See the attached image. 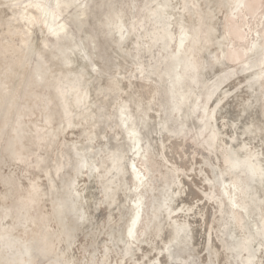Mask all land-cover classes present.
Masks as SVG:
<instances>
[{
    "label": "rangeland",
    "instance_id": "1",
    "mask_svg": "<svg viewBox=\"0 0 264 264\" xmlns=\"http://www.w3.org/2000/svg\"><path fill=\"white\" fill-rule=\"evenodd\" d=\"M207 1L180 0L173 16L166 8L168 0H0V125H5L0 128V264H64L62 253L68 247L75 254L73 264H208L204 256L209 254L211 258L217 249L229 258L225 263L214 264H250L242 257L245 245L233 249L228 233L236 213L243 216L248 230L257 222L261 224L260 217L244 215L243 202L251 206L253 202L251 198L242 199L243 182L214 173L213 165L227 154V140L218 139L216 147L211 131L217 124L222 125L231 110L242 112L248 104L254 107L255 116L264 118V0H244L242 5L239 0H216V14L200 27V43L190 32L184 45L179 46V36L185 29L177 16L181 5L188 6L191 31L197 14L207 12ZM54 13L58 26L65 25L56 32L50 27ZM33 15H38L33 18L35 21L31 19ZM162 33L168 42L165 57L159 55V45L154 46L155 37ZM125 34L127 39L123 41ZM93 38H97L96 46ZM254 42L258 43L257 50L250 52ZM74 44L90 52L85 61L76 49L83 65L74 66L84 68L93 79L92 91L81 103L73 128L59 129L60 115L64 113L61 99L72 81L60 72L51 81L49 66L56 64L57 54L74 57ZM224 49L228 65L219 69ZM151 66H155L158 75H150ZM87 86L82 87L83 92ZM176 94L179 96L172 107ZM123 103L131 105L138 130L142 116L146 124L154 127V134L128 138L127 128L120 126L122 120L119 121ZM185 104L192 107L187 115L182 110ZM202 106L212 116L210 125L202 128L198 136L195 126L186 125L200 115L202 110L196 109ZM77 125L79 130L75 129ZM55 127L59 130L53 133ZM75 130L81 132L76 134ZM79 134L83 136L77 151H73ZM224 134L228 135L225 131ZM210 143V155L205 154ZM251 148L255 159L262 147L253 143ZM109 149L123 153L121 161H113L110 167L106 160ZM133 161L145 174L141 181L131 167ZM93 168H97L96 176ZM239 174L246 176L243 171ZM49 176L58 180L56 185L48 180ZM79 177V186H85L87 191L81 204L83 210L94 208L101 228L92 237L87 232L74 231L80 220L74 215L72 196L63 204L67 205L65 219L71 240L52 248L56 238L48 231L54 232L58 224L53 221L49 230L46 213L51 210L50 198L54 199L60 189L67 194L75 191ZM178 183L183 205L195 207L188 213L175 210L170 217V222L177 220L187 225L178 235L183 248L160 245L161 240L172 238L171 233H163L162 228L152 230L165 224L158 217L155 204L162 205L163 191L172 184L178 189ZM110 184L112 189H106ZM114 187L121 191L117 211L106 203L108 195L114 194ZM37 198L43 200L38 202ZM215 206L219 207L217 211L211 209ZM26 209L32 218L23 215ZM139 209L135 237L127 238L129 225ZM206 225L204 246L198 250L191 240H195L196 229ZM113 231L122 235L125 246L132 249L128 259L123 257L119 234ZM25 242L31 246L28 255L22 254ZM155 244L159 245V252L153 251ZM106 248H110L107 259ZM191 248L197 252L190 253ZM251 249L256 251L255 247ZM237 255L241 260L235 258Z\"/></svg>",
    "mask_w": 264,
    "mask_h": 264
},
{
    "label": "bare ground",
    "instance_id": "2",
    "mask_svg": "<svg viewBox=\"0 0 264 264\" xmlns=\"http://www.w3.org/2000/svg\"><path fill=\"white\" fill-rule=\"evenodd\" d=\"M1 1L3 2V0H1ZM215 2H216V0H208L207 1V3H208L207 4V6H208L207 12H205V13L199 12L197 14L198 15L197 19L194 20L193 27H192L191 31L188 28L189 27L188 26V22L190 20L189 19V14H188L189 12L187 11L188 6L186 5V7H185V6L181 5L177 16H178V18L180 20V23H181L182 27H184L185 29H184V32H182L180 34V36H179V39H178L179 46H183L184 45V42L189 38L190 32L191 33L193 32V34L196 37L201 35V34H199L200 30H201L200 27L203 26V24L205 23V20L207 18L208 19L212 18V14L213 13L216 14L214 12V9H215L214 3ZM243 3H244V0H239L238 4L242 5ZM177 4H180V0H168L166 8H167V10L170 13L173 14V16L175 15V9L177 7L176 6ZM239 5H238V7H239ZM35 16H38V15H35ZM35 16L31 18L34 21H35V19H33V18H35ZM52 16H53V19H52V21L50 23V27L52 28V30H54V32H56L60 28H65V25H59L58 26V24L55 21L56 18H57V15L55 13ZM38 20H39V18H38ZM38 23H39V21H38ZM48 25H49V23H48ZM45 28H47V27H45ZM216 29L217 28L214 27L213 31L217 35ZM42 30H44V29H42ZM38 37H41V35H38ZM122 39H123V41H126V39H127L126 34L123 36ZM200 39H201V37H198V43H200V41H199ZM75 44L73 45L74 47L72 49L73 50V55L72 56H74V54H75L74 57H71V56L69 57V55H70L69 53L68 54H60V55L57 54L56 57H55L56 58L55 59V61H56L55 63L56 64L54 66H49V71L51 73V78H53L51 81L54 80V77H55L56 73H58V72L66 73V75H67L66 77H68L72 81V84L69 85V87L67 88L68 92L66 94H64V97L61 99L60 107L62 108V106H63L64 113L63 112H62L63 114L60 113L61 114L60 116L62 117V125L60 123L61 126H60L59 129L73 128L74 119H77V117L79 119L78 115L80 114L79 109L81 108L80 107L81 103L85 99H88L90 97V92L92 91L93 79H91V78H89L87 76V73L84 72V68H77V67L74 66L77 63H79V66L83 65L77 59L78 55L76 54V49H79L81 51L80 54L83 57V60H85V61L90 58V52L88 50H86V47H85V50H83L82 48H78V46H76L77 44L76 45ZM93 44H94V46L97 45V38H93ZM157 45H159V47H160L159 50H158L159 55L162 56V57H165L166 53H167V50H168L167 36L165 34L162 33L160 36L155 37L154 46L156 47ZM257 47H258V43L254 42V45L250 49V52H254L255 50H257ZM222 51H223V54H222L223 56H222V59L219 62V65H218L219 69L220 68H224V66L228 65L227 49H224ZM42 56H44V55L42 54ZM73 66H74V68H72ZM95 68H98V67H95ZM165 72H167V71H165ZM149 73H150L151 76H154V74L155 75L159 74V72L157 70H155V66H151ZM86 85H88L87 86L88 89H86L87 88L86 87L85 90H87V91L83 92L82 90H84V89H82V87L86 86ZM183 93L184 92H182L181 94H183ZM178 96H179L178 94L174 95L173 100H172L173 101L172 107L175 106V102L177 101ZM95 104L96 103L93 100L92 107H94ZM212 104H214V103H212ZM5 109H6V107H5ZM119 109H120L119 110V112H120L119 113V121L122 120V122L120 121V123H121L120 126H122L123 128H127L128 138L130 137V139H133L136 136V134H141L142 135L141 137L150 136V135L154 134V131H155L154 127L151 126V125L146 124L144 122V119H143L144 117H142V116H140V120L142 121L140 126H139L140 130H138V128L135 126V122H134L135 121V116L133 115V113L131 111V105H129L128 103H125V104L123 103V105H120ZM182 110H183V114L187 115V114H189L192 111V107L189 104H187V105L185 104L184 105V109H182ZM196 110H197V112H198V110H202V111H200V115L195 118L194 122L190 121V123H187L188 125H186V127H194L195 126L197 128L196 134L199 136V135L202 134V131H203L202 128L207 127V126L210 125L209 121H210V118H211L212 115L210 113H207L206 106H202L200 109L197 107ZM253 110H254V107H251L250 104L246 105L244 111H242V112L231 110L227 114L226 119L223 120L224 122L222 123V125L221 124H217L216 125L217 127H215L211 131V140H212V143H214L216 145V147H219V144L216 142V141H218V139L220 140V142H223L222 141L223 138H225L227 140L226 141V143H227L226 144L227 145L226 146L227 147L226 153L227 154L220 161H216L215 165H213V169H214V173L216 175H218V176L226 177L227 179L236 178L238 182H240V183L243 182V184H242V192H243L242 197L243 198L242 199L246 200V198H251V200L253 202L252 206L251 205H246L243 202L242 206L244 208V215H246L247 217H253L254 214H257L260 217L261 224L258 225V222H257L255 224V226H253L250 230H248L245 227L244 219L242 218L243 216L241 215L242 216L241 217V216H239V213H236L233 216L232 222L230 224V230H229V233H228L229 245L235 250L236 249L238 250L241 245H245L246 249H245V252L242 255V257L245 260H247V262H249L250 264H264V211L262 210L264 208L263 207V205H264V160L260 161L262 156H264V118H262L260 115L255 116ZM139 115H141V114H139ZM94 116H96V114H94ZM216 117H217V114H216ZM80 120H82V119L80 118ZM51 121H52V119H49L48 123L49 122L51 123ZM75 121H78V120H75ZM1 124L2 125H0V128H2V126H5L3 123H1ZM81 124L83 125V123H81ZM51 128H52V126H51ZM55 128L52 129L53 133H55L57 130H59V129H57V128L55 129ZM75 129L79 130L80 128L77 125ZM81 129L83 130L82 127H81ZM224 131L227 132V134H228L227 136H225V134L223 135ZM24 132H25V130H24ZM77 132L78 131H76V134H78L81 131H79L78 133ZM80 134L77 136V138L73 142V147H72L73 151H77V149H78V145H79L78 142H80V140H81V138L83 136V135H80ZM120 136H122V135H121V131H120V128H119L117 130V137L120 139ZM212 143L208 144V146L206 147L205 154H209L210 155V152H211L210 148L213 147ZM253 143H257V146L262 147L255 154V159H252V154H254V153L251 152L252 151L251 146H252ZM157 146H159V145H157ZM114 150L115 149H109V151H108L109 154L106 157V160H108V163H107L108 167H110L112 165L113 161H114V164H116L119 161H121V159L123 157L122 151L119 150L118 153H115ZM80 156H81V154H80ZM86 159H88V158L85 157V159H84L85 162H84V165H83V167H85V168L87 167ZM131 167L134 168V173L136 175V178L139 181H141L142 178L145 176V174L142 175L141 171L137 168V166H136L134 161L132 162ZM240 171L245 172L246 176L242 177L239 174ZM92 172H93V175L96 176L98 174L97 168H93ZM61 179H63V178H61ZM80 179H81V177H79L78 180H77V186L75 188V191L73 189V191L70 192V194H67V193H64V189L63 190L60 189L58 192L54 193V199L50 198V200L52 202L51 210L48 209L49 211H48V213H46L47 216H48L46 218L49 220V224H48L49 225L48 226L49 230L52 228V226L54 224L53 221L56 220L57 224H58V228L54 232H52L51 230L48 231V234H52V236L54 235V237L56 238L55 239L56 242L54 241V243L52 244V248H56L57 246H61L63 243L66 244L69 240H71L70 239V230H69L70 226H69V223L65 219V216H66L65 207L67 205L65 206L63 204L64 203L66 204L67 200H69V198L72 197V196H74V198H75V203H74V206H73L74 207V215H76L77 219L80 220V221H78V224H77L76 228H74V231H76V232H78V231L87 232L89 234L88 236L92 237L91 234L93 232H98L99 229L101 228V226H100V224H99V222H98V220L96 218V216H97L96 213L97 212L93 211L94 208H92L91 210H88V211L87 210L86 211L83 210V206L81 204H82V201L84 200V198L86 196L87 191L85 192V186H84V188H81L79 186ZM48 180L50 182H52V184H55V185L58 182L57 179L52 178L51 176L48 177ZM81 181H84V180H81ZM188 184H192V183H188ZM178 185H179L180 189L179 188L177 189L176 186L173 185V184L170 187L166 188L163 191V202H162V205L155 204V209H156V211L158 213L157 215H158L159 218L164 220L165 224L163 225V227H159L158 226V227H155L152 230L156 231L159 228H162L163 233L164 232H167V234L171 233V237H172L169 240H161L162 242L160 243V245H162V246L163 245L164 246H169V245L171 246V244L182 245V242L180 241V239H179L180 237L178 235H179L180 232L185 230L187 225L185 223H180L177 220L170 222V217L173 214V212H175V210L176 211L185 210V212L188 213L189 211L195 209V207H193V206L183 205V203L181 202V191H180L181 190V184L178 183ZM86 187H87V185H86ZM112 187L113 186L110 184V186L107 187L106 189H108V188L112 189ZM190 187H191V185H190ZM114 190H115V192H114L113 195L112 194L108 195L106 203H107L108 206L116 207L114 209L117 211L118 205H119L118 201H120V199H121V191H120V188H117V187L116 188L114 187ZM40 197H42V195H40ZM97 199L98 198H96V200ZM40 200H43V199L37 198L38 202ZM58 201H60L61 203H58ZM56 203H58V204H56ZM138 206H139V208H141V204H139ZM211 209L217 211L219 209V207L215 206V207H213ZM260 210H262V214H260L261 213ZM25 211H26V213L23 212V215H25L26 217L29 216V213H28L27 209ZM101 211H102V209H101ZM106 213H108V212H106ZM99 214H100V211H99ZM140 216H141V209H139L135 213V215H134V217H133V219H132V221H131V223L129 225L128 233H127L126 237L127 236L135 237L136 229H137V226H138V223H139V220H140ZM30 218H32V217H30ZM32 221L35 222L36 220H32ZM112 222H113V224L115 226L116 225V221L113 219ZM208 222H209V220H208ZM207 228H208V226L206 225L205 227L204 226H200V227H198L196 229V231H195V240L194 239L191 240V244H193L195 246L194 248H196V249L198 248V250L203 248V246H204L203 241H205V237L207 236L206 235V229ZM199 229H202L201 230V232H202L201 234H199L200 232L198 233ZM14 233L16 234V232H14ZM117 233L118 232L113 231V234H117ZM110 234L111 233H109L108 236H110ZM118 234H117V236H118ZM17 235H18V237H21L22 239L24 237L20 233H17ZM193 238H194V233H193ZM117 240H118V242L120 244H122L124 246V254H123L124 256L123 257L127 258L128 256H130L133 253V251H132V249L130 247L125 246L126 245V242H125L126 239L122 235L119 234V236L117 237ZM0 241H1V237H0ZM52 241H53L52 239L48 240V243H50ZM199 242H200V244H199ZM212 242H217V241H212ZM109 243L112 244L113 241H110ZM187 243H189V242H187ZM209 243H210V241H209ZM211 244H213V243H211ZM219 244L220 243L217 242V246H219ZM107 246H110V245H107ZM153 246H154L153 251L159 252V250H158L159 245L155 244ZM183 247L184 246L182 245L181 248H183ZM211 247H212V245H211ZM254 247H255L256 251L252 252L251 248H254ZM110 248H111V246H110ZM110 248H106L107 249V250H105L106 251V255L110 251ZM221 248H222V246H221ZM53 250H55V249H53ZM30 251H31L30 244L25 242L23 247H22V254L23 255H28L30 253ZM179 251H178V254H179ZM186 251H187V248H186ZM188 251H189V249H188ZM214 251L215 252H213V254H211V258L209 257V254H206L204 256V259H205V261L208 262V264H214L215 261H223L224 263L228 261L229 255L227 256V254H223V251H218V249H217V251L216 250H214ZM101 252H102V250H101ZM183 252H185V249H184ZM183 252H182V254H183ZM189 252L190 253L191 252L192 253H196L197 251L195 249L191 248V250ZM75 253H76V251H75ZM186 253H188V252H186ZM100 254H102V253H100ZM62 255H63L64 259H65L64 264H73V262L76 260L75 259V254H74V252H73L71 247L66 248V251L64 253H62ZM77 256L79 257L78 253H77ZM112 256H114V255H112ZM237 256H235V258H239L241 260V257H239V256L237 257ZM78 257H77V259H78ZM166 257H167V255H166ZM107 258H108V255L105 257V259H107ZM139 258H140V256H139ZM162 259H164V258H162Z\"/></svg>",
    "mask_w": 264,
    "mask_h": 264
}]
</instances>
